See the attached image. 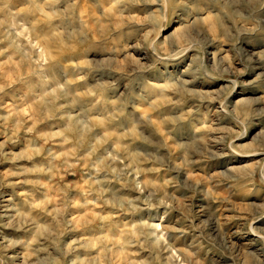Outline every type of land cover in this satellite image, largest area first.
<instances>
[{
  "label": "clouds",
  "instance_id": "1",
  "mask_svg": "<svg viewBox=\"0 0 264 264\" xmlns=\"http://www.w3.org/2000/svg\"><path fill=\"white\" fill-rule=\"evenodd\" d=\"M0 264H264V0H0Z\"/></svg>",
  "mask_w": 264,
  "mask_h": 264
}]
</instances>
